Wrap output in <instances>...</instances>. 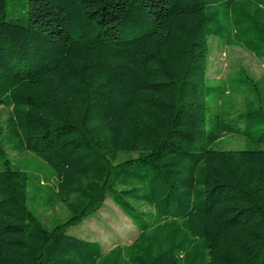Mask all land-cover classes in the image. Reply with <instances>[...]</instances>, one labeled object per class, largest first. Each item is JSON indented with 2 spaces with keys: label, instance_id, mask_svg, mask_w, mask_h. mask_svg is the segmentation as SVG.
I'll list each match as a JSON object with an SVG mask.
<instances>
[{
  "label": "trees",
  "instance_id": "16d2710c",
  "mask_svg": "<svg viewBox=\"0 0 264 264\" xmlns=\"http://www.w3.org/2000/svg\"><path fill=\"white\" fill-rule=\"evenodd\" d=\"M7 1L0 264H264L260 80L237 70L245 110L206 129L208 96L222 106L231 90L209 83L208 40L264 59V0H27L22 19ZM225 134L251 145L213 148ZM3 145L50 167L44 206L62 203L63 221L47 227L28 208V173ZM107 198L137 233L103 252L67 230Z\"/></svg>",
  "mask_w": 264,
  "mask_h": 264
},
{
  "label": "rangeland",
  "instance_id": "374dc122",
  "mask_svg": "<svg viewBox=\"0 0 264 264\" xmlns=\"http://www.w3.org/2000/svg\"><path fill=\"white\" fill-rule=\"evenodd\" d=\"M26 6L27 0H8L7 18L22 19ZM208 50L207 77L210 85L225 84L229 78L228 83L231 90L223 94L222 106L213 95L208 96L209 110L206 115V129H210L211 120L218 112L221 113L223 120L227 121L236 118L239 113L245 110L242 101V88L248 85L239 83L238 79L241 78V75L236 73L237 70H244L253 81L260 80L257 87L262 89L261 94L264 95V59H257L252 53L242 48L227 46L216 38H209ZM257 106L258 104L254 108L257 109ZM6 112V109H1L0 126H3ZM229 122L236 124L237 119ZM242 122L243 118H240L238 123L242 124ZM249 145H251L249 142L240 137L225 134L224 138L212 147L215 149H243ZM3 149L12 164L28 173V208L33 210L47 227L63 221L67 212L62 203H57L54 208L44 206L45 200L52 197V192L49 190L55 185L50 167L31 153L17 154L5 145H3ZM40 179H44L47 187L51 188H44L46 185L40 188ZM143 208L146 209V207ZM67 232L84 239L98 241L103 252L115 244L130 243L137 233L131 220L109 198L104 201L102 208L93 216L85 218L80 224L69 228Z\"/></svg>",
  "mask_w": 264,
  "mask_h": 264
}]
</instances>
